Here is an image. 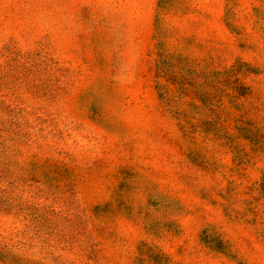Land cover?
I'll return each instance as SVG.
<instances>
[{
  "label": "rangeland",
  "instance_id": "obj_1",
  "mask_svg": "<svg viewBox=\"0 0 264 264\" xmlns=\"http://www.w3.org/2000/svg\"><path fill=\"white\" fill-rule=\"evenodd\" d=\"M0 264H264V0H0Z\"/></svg>",
  "mask_w": 264,
  "mask_h": 264
}]
</instances>
